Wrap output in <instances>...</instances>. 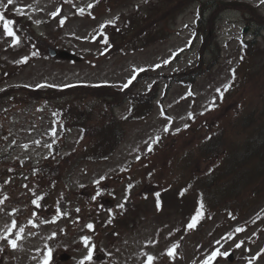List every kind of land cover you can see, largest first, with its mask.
Segmentation results:
<instances>
[{
	"label": "rangeland",
	"instance_id": "rangeland-1",
	"mask_svg": "<svg viewBox=\"0 0 264 264\" xmlns=\"http://www.w3.org/2000/svg\"><path fill=\"white\" fill-rule=\"evenodd\" d=\"M146 1L127 0L126 4L112 9L109 14H101L92 6L93 0H13L7 7H4L7 0H0V7L6 8V12H15L25 17L27 24L33 25L32 30L24 27L20 29L19 39L26 43V50H21L19 54L6 53L3 58L14 65L28 54H40L33 55V62L22 64L21 70L10 74L12 76L0 72V164L14 165L21 160L26 162V166H34L52 149L56 155L63 154L77 140L81 144L75 145L76 149L81 151V148H89L86 143L92 137L87 135L91 136L92 133L79 138L81 127L94 128L96 125L92 123L99 119L98 110L103 107L90 95L83 105L86 112H80L77 118L63 117L57 106L58 99L49 100L40 90L18 89L12 93L6 89L13 86L33 88L37 85L48 87L106 82L125 94L130 90L145 91L153 80H162L164 75L185 70L191 64L196 58L194 55L199 43L192 42V25L196 24L194 6L187 8L166 26L171 36L164 42L125 57L99 60L100 48L91 39L95 29L115 17L131 18L130 13L135 5L144 6ZM237 1L252 6L248 7L246 16L241 11L228 9L217 17L216 37H212L210 46L202 50L203 61L201 68L197 69L208 68L207 71L196 78L192 87L173 85L164 99L155 101L146 118L127 123L126 138L111 157L98 163L81 162L72 170L60 174L55 169L47 168L49 175L40 179V182L22 184L21 179L7 189L9 197L0 204V234L7 233L6 226L11 225L13 220L25 226L24 221L31 212L29 199L39 197L41 191L47 196L40 201L58 207L57 210L61 212L58 214L53 207L43 208L36 218V226L27 223L22 237L17 241L18 246L13 248L8 240L16 238V224L12 233L0 239V264H41L48 248L52 250L50 264H78L87 255V248L81 240L83 236L91 237L89 246L95 245L91 264H146L148 255L155 257L153 264H200L204 256L214 250L233 252L234 258L229 262L227 256L220 255L213 260V264H264V252L261 251L264 249V220L252 219L264 208V198L237 219L227 218L224 210H219L212 220L201 221L203 224L188 229L192 212L188 213L193 196L196 195L189 190L183 191L186 181L201 173L212 162L199 166L194 162L189 168L192 175L179 176L178 171H170L179 167L176 157L171 162L172 156L167 159V155L157 154L158 151L145 160V155L150 151V142L167 141L173 135L179 136L180 131L193 126V122L202 121L204 117H207L206 132L209 130L207 125L211 124L212 129L225 131L227 137L235 141H242L241 138L246 136L242 132L249 128L230 130L234 126L264 125V29L258 30V25L250 22L252 16L264 20V3L261 0ZM80 9L84 10L83 14ZM9 19L21 24L19 19ZM4 37L3 22L0 21V43ZM249 38H255V45L246 59L241 55L243 51L248 52L246 47L242 48V40ZM215 39L219 48L215 45ZM49 48L67 49L81 59L71 61L53 57L47 51ZM218 54L220 57L216 63ZM141 68L148 70V78L139 76L143 71H135ZM233 73L237 79L246 82L232 94L225 92L223 97L220 96L217 89L223 88ZM136 74L129 87L124 88L123 85ZM21 94L23 100L14 98ZM213 107L215 109L210 111ZM125 110L126 103L117 107L115 113L119 117ZM108 118L109 114H106L105 119ZM63 119L68 124L72 123L71 126H62ZM202 136L204 134L183 133L178 138L179 144H187L190 139L198 140ZM245 152L247 150L237 152L243 162L246 161ZM26 166L24 170L27 171ZM244 168L240 167L231 176L222 171L221 186H228V198L231 196L229 192H237L245 201L253 191V184L258 180L254 179L258 174L256 170L243 172ZM186 170L187 166H184ZM22 175L24 178L30 176L29 173ZM101 177L105 179L100 180ZM229 177L231 186L226 184ZM59 180H63L67 188ZM98 180L99 184L94 183ZM166 183H169V188L163 197L165 202L162 201V207L157 208L153 205L154 194L156 191H165L163 187ZM33 189L38 191L33 192ZM64 191L68 193L67 201L56 203L55 197ZM97 191L102 194L93 200ZM141 194L145 197L140 198ZM217 194L222 199L227 198L218 188ZM121 204L123 208L118 207ZM139 206L143 207L140 211L137 209ZM73 208L76 210L75 215ZM54 217L58 218L52 222ZM73 218L76 223L88 218L93 221L95 228H99H96V233L86 228H76ZM174 244L178 247L174 250V256L169 257L168 249ZM237 244L240 246L237 247ZM62 253H68L69 258L59 260ZM257 254L259 257L255 258Z\"/></svg>",
	"mask_w": 264,
	"mask_h": 264
},
{
	"label": "trees",
	"instance_id": "trees-1",
	"mask_svg": "<svg viewBox=\"0 0 264 264\" xmlns=\"http://www.w3.org/2000/svg\"><path fill=\"white\" fill-rule=\"evenodd\" d=\"M196 1L199 0H157L156 2L148 3L143 7V9H139L137 11L136 17H134V22H132L131 32L136 31L137 35L132 40L133 43L145 41L150 34L148 30L155 29L153 35L158 36L159 31L157 28H159L158 23L160 21L174 19L178 13L182 12L189 4ZM199 4L202 6L205 5L201 2ZM227 5L231 4H221L219 1L206 3V6H213V8H215V10L211 12V15L208 17V23L210 25L212 24L215 16L219 13L220 9H224ZM232 5L236 6L241 4L236 3L235 5ZM253 19L261 26H264V20L259 16H254ZM200 64L201 63H199L196 68H198ZM175 80L179 81L177 78H175ZM45 93H47L49 97L59 98L60 100L64 99L66 112L71 114V118L74 116L76 118L79 117L81 115L80 112H85V109L83 107L79 108V105L74 102L75 100L71 101L70 98H84L89 97L90 95L102 96V99L107 102L108 108L115 105L116 102H119L118 93L112 88L106 86L94 88L81 85L74 88L50 89L45 91ZM65 96L70 97L63 98ZM152 98L141 97V95L135 96L134 100L136 102V107H131L132 117L140 118L144 116L151 107L150 104ZM100 113L99 119L92 123L96 125L94 128L85 127L86 130L84 134L87 135L92 133L91 136L87 135L92 138L91 146L89 147L90 151H86V149H84L82 157L83 160L97 161L109 156L120 142V139L123 137L124 132L121 128V123L113 116H110L106 120L105 116L108 113L107 109L102 110ZM126 118L128 119V115ZM98 123H100V125H97ZM81 125L85 126L84 123ZM207 126L209 127V130L198 140L193 138L190 139L187 144L180 145L178 138L183 133H192L195 135L198 128L194 129L193 132L185 130L180 132L179 136L173 135L172 139L161 143L156 148V150H161L160 153H163V155H167V159L172 156L170 160L171 162L174 157H176L179 161L176 165L179 167L177 169L172 168L170 171H178L183 175H192V171L189 168L194 162L199 164L202 161L207 162L215 158L217 159L215 164H212L206 170H203L202 173L198 172L187 179L189 190L195 191L197 196L195 197L196 199L193 202L192 208L194 207V210H197L200 201H203L204 207L202 210V218H211L217 211L227 210L233 204L239 206L243 205L240 201V195H238L237 192H229L231 196L229 198L227 197L228 186H221L222 177H220V175H222L221 173L223 170L231 176L232 172L237 173V169L246 166L243 172L248 173L251 171V169H249L251 167L249 166L257 160L260 161V164L256 169L259 179L253 184V191L250 194L249 200L244 203H248L252 197L257 198L260 192L264 191V125L244 124L231 128L234 129L245 126L253 131L254 134H249L241 138L242 141L230 140L225 131L222 132L221 129H212L211 124ZM252 136L255 137H253L249 142ZM242 150H247V152H245L246 161L244 162L242 161V157L237 156V152ZM184 166H187L186 171H184ZM231 183V177H229L226 180V184L231 186ZM217 188L219 192L225 193L227 198L222 199L223 197L218 194L216 195ZM223 203L227 204V206H224Z\"/></svg>",
	"mask_w": 264,
	"mask_h": 264
},
{
	"label": "snow or ice",
	"instance_id": "snow-or-ice-1",
	"mask_svg": "<svg viewBox=\"0 0 264 264\" xmlns=\"http://www.w3.org/2000/svg\"><path fill=\"white\" fill-rule=\"evenodd\" d=\"M13 3V0H7V5H4V7H7L8 5H11ZM261 3H264V0H261ZM17 11H22V9H17ZM59 11V10H58ZM81 14H83V9H80L79 10ZM52 15H56V13H52ZM0 21L3 22V30H4V33L6 36H10L13 38V43H19V37L16 35L15 31H14V28H13V25H14V21L11 20V19H5V16L2 12H0ZM63 19L61 20V24H63ZM114 21H109L108 23H113ZM103 27V26H101ZM104 43H107V39L105 38L104 39ZM36 53H33V55H35ZM24 60L26 61L27 58L25 57ZM164 63H168V61H164ZM156 67H159V65H156ZM135 71L139 72V71H144V69H136ZM234 71V70H233ZM234 78V77H233ZM135 79V76H133L132 78H130L128 80L127 83H125L123 85L124 88H127L129 87V85L132 83V80ZM42 85H37V87H41ZM64 87H70V85H65ZM229 87H231L230 84H225L224 85V89L227 90ZM221 90L220 89H217V92H220ZM222 95V93H221ZM187 126V125H185ZM167 131V128L165 129ZM177 131H179V129H177ZM26 147V146H25ZM151 150V149H149ZM105 179V177H101L100 180H103ZM100 180L98 181H94V183L96 184H99L100 183ZM81 187H83V185H81ZM129 188H131V185H129ZM187 189L183 190V191H186ZM102 194L101 191H97L96 195H94L92 197L93 200H95L98 196H100ZM183 194V192L181 193ZM156 197H157V207L159 208L160 206V201H159V193H155ZM6 199V197H5ZM43 197L40 196V197H37L36 199H34L32 202L33 204H36L37 206H39V201L42 200ZM3 203V200H0V204ZM118 207H121L123 208V204L121 205H118ZM203 201L201 200L200 203H199V207L197 208L195 214L192 216L191 218V222L187 225V228L188 229H192L196 226V223L198 222L199 219L202 218L203 216ZM15 211V210H14ZM58 211V214H59V209L57 210ZM77 211H79V209H77ZM111 211V210H109ZM58 218V217H54L53 221L52 222H55V219ZM47 222V221H45ZM29 223H32L33 226H36L35 223L33 221H29ZM7 227V233H4V234H0V239H4L6 237V235L12 233V230L13 228L16 227V221L13 220L12 221V224L9 225V226H6ZM86 227L90 230L93 229V224L92 223H88L86 225ZM24 229L21 227L19 229V231H17L15 233V239H9L8 240V243L13 247V248H16L18 245H17V241L22 237V233H23ZM237 231H242V229H237ZM53 235H55V233H53ZM81 240L84 244V246L87 248V255H85L79 262L78 264H91L93 258H94V249H95V245H90V241H91V237L90 236H83L81 237ZM219 243V242H217ZM237 247L240 246V244H237L236 245ZM178 247V245H173L171 248L168 249V256L169 257H173L174 256V250ZM262 252H264V249L261 250ZM51 253H52V250L50 248H48L46 250V252L44 253L43 255V258H42V262L41 264H50V259H51ZM220 255H224V256H227L228 253L227 252H220L219 250H214L211 252V254L203 261V264H213V260L217 257V256H220ZM259 257V254H257V257L255 258H258ZM254 258V259H255ZM155 260V257L152 256V255H148L147 256V261H146V264H153V261ZM251 264V262H250Z\"/></svg>",
	"mask_w": 264,
	"mask_h": 264
},
{
	"label": "water",
	"instance_id": "water-1",
	"mask_svg": "<svg viewBox=\"0 0 264 264\" xmlns=\"http://www.w3.org/2000/svg\"><path fill=\"white\" fill-rule=\"evenodd\" d=\"M52 53H55V52L52 51ZM58 55H60V56H62V57H67L69 54H68L67 52H65V51H60V52L58 53Z\"/></svg>",
	"mask_w": 264,
	"mask_h": 264
}]
</instances>
